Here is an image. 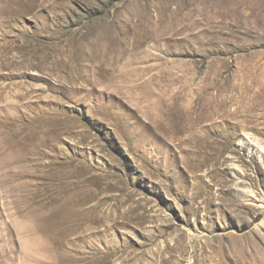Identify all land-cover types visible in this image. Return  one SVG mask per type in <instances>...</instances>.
<instances>
[{"label": "rangeland", "instance_id": "obj_1", "mask_svg": "<svg viewBox=\"0 0 264 264\" xmlns=\"http://www.w3.org/2000/svg\"><path fill=\"white\" fill-rule=\"evenodd\" d=\"M0 264H264V0H0Z\"/></svg>", "mask_w": 264, "mask_h": 264}]
</instances>
